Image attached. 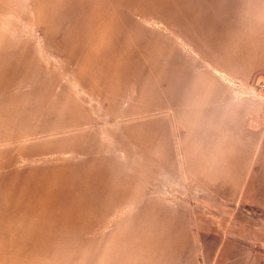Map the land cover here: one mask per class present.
<instances>
[{"label":"rangeland","instance_id":"obj_1","mask_svg":"<svg viewBox=\"0 0 264 264\" xmlns=\"http://www.w3.org/2000/svg\"><path fill=\"white\" fill-rule=\"evenodd\" d=\"M253 1L0 0V264L264 263Z\"/></svg>","mask_w":264,"mask_h":264},{"label":"crops","instance_id":"obj_2","mask_svg":"<svg viewBox=\"0 0 264 264\" xmlns=\"http://www.w3.org/2000/svg\"><path fill=\"white\" fill-rule=\"evenodd\" d=\"M237 3H240L237 1ZM237 5V4H236ZM248 8L251 10L248 12L251 15V19H247L243 16L242 13H234L231 11L229 14L230 17H226L227 24L226 27L231 29L230 32H235L236 35V46L235 50L237 53H253L251 57V66L252 71L251 75L249 76L246 72H242L241 74H247L249 76L250 81H264V0H254L252 3H248ZM258 55V56H257ZM237 73L235 76L242 77V75H238ZM258 79V80H257ZM252 114H255L253 112ZM258 121V122H257ZM263 121V123H261ZM244 130H251L253 133L252 140V147L254 149V155L242 157L241 160L235 159L232 160L234 162H241V163H251L252 164V172L253 180L260 181L264 179V112L257 111L256 112V122L251 124V127L248 129L247 126H243ZM242 131V132H243ZM242 152V151H241ZM240 152V155H241ZM243 155V154H242ZM250 157V158H248ZM264 187V185L262 184ZM258 195L260 197H264V190H259ZM264 211V206L262 208ZM237 231L235 233L231 232H220L215 237L221 236L223 242L226 240L233 241L236 245L240 246H249L253 250L254 248L262 247L264 244V227L260 225H252L250 234L246 235V228L242 226V223L237 222ZM240 224V225H239ZM243 230V233L241 231ZM205 233H210V231H206ZM225 233V234H224ZM225 249L222 246L216 250L217 255L214 259L223 261L225 258ZM237 251H240V247L237 246ZM236 251V252H237ZM250 256L252 257V261H259L260 259V252L259 251H249ZM247 253V254H249ZM260 256V257H259ZM249 258V255L246 256ZM216 261L214 264H216ZM263 261V260H261ZM253 263V262H252ZM251 263V264H252ZM264 264V263H263Z\"/></svg>","mask_w":264,"mask_h":264}]
</instances>
